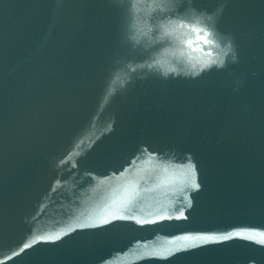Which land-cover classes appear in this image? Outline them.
<instances>
[{
  "label": "water",
  "instance_id": "obj_1",
  "mask_svg": "<svg viewBox=\"0 0 264 264\" xmlns=\"http://www.w3.org/2000/svg\"><path fill=\"white\" fill-rule=\"evenodd\" d=\"M0 264H264V0H0Z\"/></svg>",
  "mask_w": 264,
  "mask_h": 264
}]
</instances>
